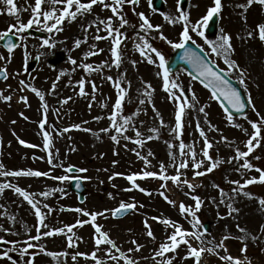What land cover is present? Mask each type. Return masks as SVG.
Here are the masks:
<instances>
[{"label": "rangeland", "instance_id": "374dc122", "mask_svg": "<svg viewBox=\"0 0 264 264\" xmlns=\"http://www.w3.org/2000/svg\"><path fill=\"white\" fill-rule=\"evenodd\" d=\"M13 2L17 12L9 15L8 6L0 0V31H6L10 25L18 26L16 16H19V22L23 23H27L29 19L34 21L39 19V23L34 22L31 29L44 31V34L43 38L32 37L28 35V29L20 34L22 38L19 37L20 44L16 52L7 54L0 48V56L11 57L10 60H0V68H6L9 77L0 82V90L4 95L12 96L11 101L0 99V163L4 165V170L31 169L49 175L40 177L0 175V183H11L30 194L36 193L37 201L50 206V211L48 208H41L45 213V223L48 225V228L41 227L42 232L65 228L66 225L75 227L72 233H68L65 228L64 233L43 236L40 241L29 240V236L37 235L38 218L34 214V209L13 189H4L0 193V226H2L0 237L4 238V242H0L2 247L0 254L11 249L13 243L19 250L27 246L26 241L37 246L29 248L23 258L20 257L19 251H9L12 260L0 258V264H13V260L16 264H26V261L32 258L30 254L33 253L35 254L34 264H95L90 256L86 258L83 255H77L75 261L72 259V256L77 253L90 254L93 251H96L97 257L102 259L103 264H124L122 259L117 262L106 255L105 249L109 248V245H101L97 250L95 227L91 217L82 215L74 211L75 209H84L89 213H104L97 216L95 224L101 226V229L108 233L126 255L134 258L137 264H159L160 257L153 259L154 250L161 243L166 242V233L170 234L174 231L172 225H166L161 221L171 220L173 224L182 226L184 230L197 231L196 228L191 227L190 216L179 210L180 202L194 209L195 201L191 199V196L195 195H198L202 201L197 216L202 225L209 223L211 229L208 234L204 233L203 227L199 229V232L203 233L201 236L203 244L200 240L187 237L197 249L200 247L211 249L201 254L200 264H231L230 261L220 259L224 255H231L239 259L242 264H264V205L259 203V200L264 198V183L259 182L260 173L255 170L256 168L264 169V139H261L260 145L247 157L255 166L252 170L237 171V168L244 163L243 158L228 162L235 156L237 147L247 151L245 143L249 134L254 132L248 120L257 121L259 119L257 111L264 116V42L259 40L258 35L255 39L246 36V33L255 29L259 23H264V5L253 3L245 10L238 5L245 4L246 0H222L220 12V29L231 34L235 49L231 58L236 60L247 73V94L250 93L254 105V108L251 106L247 119L242 117L233 119L232 123H229L225 112L211 98L210 93L181 70L171 77L185 89L183 95L196 106L186 109L182 135L176 138V135L170 131L175 127L176 107L168 93L163 90L162 70L157 65L148 63L147 58L140 55L134 47V40L142 23L137 14L143 12L153 25L160 26L159 30H151L150 42L168 60L174 48L159 37L160 33H163L174 42L178 41L183 27L182 22L177 21L172 24L165 19V16L175 18L179 15L177 0H164L165 7L160 13L154 11L152 5L149 6L148 0H139L137 5H124L122 14L129 23L121 29V32L126 33L128 39L121 44L122 62L119 68L112 63L114 58L110 53L111 38L95 40L96 25L88 27L96 21L97 17L106 20L113 16L110 9H105L97 3L90 12L78 14L75 19L66 17L58 25L61 29L59 32L54 30L48 33L44 24L55 23V19L66 8L63 0L60 2H43L42 0L38 16L34 13L35 0H13ZM81 2H88V0H81ZM105 2L111 3V0H105ZM212 4L213 0H186V6L181 5V8L189 15L190 21L195 22L206 14ZM45 10H55L54 16L47 21L43 16ZM70 11H75V4ZM119 23V19L114 17L113 27L118 28ZM99 35L106 36V30L101 31ZM191 35L216 65L226 68L223 59L211 53L204 38L195 33ZM84 37H87L86 42ZM45 38L50 39L54 47H42L41 43ZM77 38H81L79 46L75 45ZM93 44L97 46L94 51L99 49L103 51L85 59V54L90 51V46ZM59 55L64 56L65 60L52 68L50 63L58 59ZM152 55L155 58L154 53ZM37 56L40 57L39 60L36 59ZM73 59L77 62L75 65L71 63ZM35 60L37 65L33 69L31 65ZM105 61L111 66H105L99 71L95 70ZM132 61L137 63L134 65ZM81 63L92 64L93 70L85 71L80 67ZM25 67H28L27 72L24 71ZM158 72L161 75L158 76ZM121 74H123L121 85L128 88L122 105L123 114L131 115L140 108L141 111L134 117L136 127L145 135L153 136L156 134L148 133L146 130L150 127L160 129L159 138L147 141L142 148L123 138H120L118 144L115 143L110 138L115 134L114 130L100 131L110 126L111 121L108 117L113 112L117 99V90L113 81L120 78ZM108 76H112L113 80H108ZM230 77L237 80L235 74ZM22 79L45 95V101L49 107L46 129L51 133V144L48 149L44 148L43 135L38 125V122L43 119L42 102L30 88L20 84ZM81 80H84L85 95H80L78 82ZM128 81L131 82L130 87H128ZM93 82L95 90H93ZM144 82L150 83L154 91L151 94V103L146 100L145 104L141 105L139 101L144 98L141 95V91L146 86ZM53 84L56 85L54 90ZM193 93L199 101L198 104L190 99ZM22 96L27 97V103L21 101ZM66 98L71 99L67 103H59ZM152 104L155 105L156 111L153 110ZM199 107H205L208 114L207 120L219 131L209 130L204 113L197 110ZM96 117L102 118L98 120ZM161 117L165 125L163 127L160 126ZM197 121L200 122L201 127L205 128L208 139L213 143V148L209 150L210 155L214 160L220 161L213 171L201 176H194L193 173L203 171L211 161L202 157L203 140L196 128ZM234 124H239L241 127H235ZM73 125H80V128H74ZM56 128H59L61 132H56ZM64 128L70 130L63 132ZM244 129H247V133ZM125 135L134 137L135 132L129 128ZM222 136L227 137V141L221 140ZM261 136L264 137V129ZM20 139L36 147L22 145L19 143ZM181 140L186 146L192 145L195 148L197 160L205 159V164L200 169H194L189 163V167L180 170L181 180L187 179L195 185L194 191L187 185L177 186L172 181H168L166 195L175 202L170 204L159 194L162 190L161 185L164 183L159 178L138 176L136 184L145 189V192L134 187L127 179L128 175L142 174L143 171L159 173L161 162L165 165L167 174H176V168L172 166L169 154L170 152L176 154L177 163L181 161L178 147ZM170 144L173 145L172 148L169 147ZM133 149L140 151L150 163L146 166L144 160L138 158ZM49 152L52 153L51 164L48 162ZM149 152L153 155L149 156ZM188 159L190 160V157ZM71 166L87 170L80 175L87 188V199L83 205L77 202L76 196L69 190L72 176L67 174L66 169ZM62 175H68L70 179L67 181L54 179ZM252 177H256L257 181L246 185L243 189L244 192L252 194L251 198L244 194L232 193V189L237 187L231 183L232 181H240L243 184L245 180ZM216 185L229 195H235V200L231 203L235 209L239 210L238 212L233 211L229 215L228 202L220 203L221 195ZM60 188H63V193L58 190ZM43 192H48L49 195L47 197L39 195ZM121 202L135 203L137 208L131 216L122 220H113L111 211L104 210L115 209ZM67 207L72 210L70 213L63 212ZM10 217H14V220ZM154 217H159L160 220ZM78 220L84 221L82 226L77 225ZM145 222L150 225L155 239L147 236L149 229ZM26 227L29 231H26ZM239 229L246 231L241 232ZM245 234L248 235L247 240L242 241L238 238ZM68 236L73 238V247L68 246ZM224 237L228 238L223 239ZM132 240H136L142 246L139 251H128L135 248V245L131 243ZM209 241L211 243H208ZM221 242L224 247H217ZM245 244L246 251H242ZM47 252L66 253V255L54 258ZM114 254L119 257V253ZM186 255L187 247L184 245L178 247L175 252L166 253V256L175 257L173 264H195V258L185 259Z\"/></svg>", "mask_w": 264, "mask_h": 264}, {"label": "snow or ice", "instance_id": "6c2138e0", "mask_svg": "<svg viewBox=\"0 0 264 264\" xmlns=\"http://www.w3.org/2000/svg\"><path fill=\"white\" fill-rule=\"evenodd\" d=\"M43 2H60V0H43ZM64 3H66V8L63 9L62 14H60L56 19L55 23H52L49 25L48 23L44 24V28L47 30L48 33H52L54 30L56 32H59L61 29L58 27V25L61 24L62 21L65 20L66 17H69L71 19H75L78 14L83 15L84 13L90 12L94 5L99 3L102 5L105 9H110L113 13V16L108 17L105 19H100L97 17L96 21H93L91 24L88 25L89 28H91L93 25H96V35L94 36L95 40H101V39H109L111 38V48L110 53L111 56L114 58L112 63L119 68L121 62H122V50H121V44L124 40L128 39L127 34L124 32H121V29L125 27V25H128V20L124 17L122 14V9L125 4H133L137 5L139 4V0H111V3H106L105 0H88V2H81V0H63ZM149 6L152 5L153 0H148ZM183 0H177V11L179 15L175 18L170 16H165V19L169 21V23L175 24L177 21L182 22L183 27L182 31L179 34L178 41L174 42L173 40L169 39L168 37L164 36L163 33H160V39L166 40L167 43L174 49H182L183 55L181 56V59L184 60L187 64L191 65L192 68L195 70V74L192 75L193 80H199V82L204 86V88L208 89L211 94V98L214 100H223L227 102V107L224 108V112L226 114V119L229 123H232L233 121V115L232 112L229 109H234L235 112L244 114L245 109L248 106H252L254 108L252 97L250 93L247 94V102L241 95V91L237 89V87H234L230 80L227 78L228 76L235 74L237 77V83L241 85L245 92H247V73L244 68H242L239 63L232 59L231 56L234 53L235 49L232 44V37L231 34L225 33L223 30H221V34L218 36V38L215 41L209 40L206 35L204 29H207L209 27V24L211 21H213L214 17L218 16L219 13L222 10V0H213L212 6H210L207 9V12L204 16H202L199 20L195 22H191L189 15L183 11L181 8ZM3 3L6 4L7 7V13L9 15H14L17 12L16 5L14 4L13 0H3ZM253 3H259L261 5H264V0H246L245 4L238 5V7L244 8L245 10L250 7ZM41 4L42 0H35V7H34V13L38 16L40 14L41 10ZM75 4V11H70L73 8V5ZM55 14V10L47 11L45 10L43 12L44 20L47 21L50 18H52ZM139 16L140 23L139 25V31L136 33V37L134 40V47L139 51L140 55L142 57L147 58V62L150 64L157 65L159 69L162 70V82H163V90L168 93L169 98L174 102L176 111H175V127L170 129L172 133L176 135V138H179L182 135L183 128H184V121L183 117L186 114L187 108H195V104L190 103L189 98L184 96L183 93L185 92V89L175 80L171 77L169 70H168V62L166 60V57L164 54L161 53L156 47L153 46V44L150 42V32L153 29L159 30V25H153L149 18L145 15V13L140 12L137 14ZM119 19V27L114 28L113 27V18ZM16 19L18 21L17 25H10L6 31H0V41H5L3 44V47L7 49L9 54L13 52V50L19 45L17 43H14L12 37L18 36L20 37V34L25 33L28 29H31L33 27L34 22L39 23V19H36L35 21L33 19H29L27 23L19 22V16H16ZM245 21L247 20V17H244ZM99 25H103L104 27L101 28ZM135 27V26H133ZM15 29V31L13 30ZM107 32L106 36H101L99 33L101 31ZM143 33V34H142ZM191 33H195L197 36L204 38L205 44H207L211 50V53L215 55V57L222 58L224 65H226V68H220L218 65L212 64L209 60L205 59L199 52L194 51L192 48L187 47L189 41H191L193 44L196 43V41L193 39V36ZM258 38L260 41L264 42V23H259L255 29H252L246 33L247 38L255 39ZM22 38V37H20ZM243 39V37H241ZM84 40L86 42L87 37H84ZM81 44V38H77L75 40V45L79 46ZM41 46H47V47H54V43L50 41V39L45 38ZM199 47V45H197ZM97 48L95 44L90 46V51L85 54V59H87L88 56L96 55L99 52H102L103 49H99L98 51H94ZM155 55V58H153V54ZM42 55V54H41ZM9 57H3L0 56V60H10ZM39 56L36 57L37 60H39ZM71 63L74 65L77 63L74 59L71 60ZM132 63L135 65L137 61H132ZM111 65L108 64L107 61L103 62L102 65L98 66L95 70L99 71L103 67ZM80 67L83 68L85 71H92L93 65L92 64H80ZM25 72L28 71V67H25ZM227 73V75H226ZM157 75H161L160 72L157 73ZM8 72L6 68H0V79L7 80ZM108 80H113L112 76L107 77ZM123 79V74H121L120 78L113 81V85L117 90V99L114 104V110L108 117L111 121L110 126L108 128L101 129V132H109L114 130L115 134L111 135V139L115 143H119L120 138L127 139L130 142L136 144L140 148L144 146V144L147 141L152 140L153 138H159V128L157 127H150L146 131L148 133L156 134L153 135H145L140 131L138 127H136L134 123V117L141 111L140 108L136 110L131 115H124L122 112V105L125 101V97L127 95L128 88L123 87L121 85V80ZM79 83V89H80V95H85L84 91V80H81ZM20 84L26 88H30L32 92H34L42 102V109H43V119L38 122L39 129L41 130V133L43 135L44 140V148L48 149L50 148L51 144V133L46 129V122H47V113L49 111V107L47 102L45 101V95L41 91L37 90L35 87H33L30 84H27L25 80H21ZM128 87H130L131 82H127ZM146 85L145 88L141 91V95L144 97L140 99L139 103L141 105L145 104L146 100L148 103H151V94L154 89L152 88V85L148 82H144ZM55 84H53V90L55 89ZM93 90H95V83L93 82ZM151 90V91H149ZM176 90V91H174ZM140 91V90H138ZM95 97L93 96V99ZM0 99L4 101H11L12 96L11 95H4L3 91L0 90ZM21 101L27 103V97L22 96L20 97ZM71 98H66L62 101H59V103H67L68 100ZM191 100H195L198 104L199 101L197 100L195 93L192 94ZM153 110L156 111L155 105L152 104ZM206 107V106H205ZM205 107H199L197 110L200 113H204L205 115V123L208 125L209 130H215L219 131V129L212 125L210 121L207 120V113L205 111ZM58 111V109H57ZM257 117L259 118L257 121L248 120V123L251 125V128L254 130L253 133L249 134V138L247 139L245 143V147L247 148V151L241 150L239 147L235 149V156L230 158L228 162H232V160H240L244 159V163L240 165L237 168V171H240L241 169L245 170H252L255 166L247 159V157L254 151L256 147L260 145L261 139H264V137L261 136L262 129H264V116H261L260 113L257 111ZM23 115V113H21ZM102 117H96V119H101ZM119 118V119H118ZM247 119V116L244 117ZM25 119H28L25 117ZM15 123V121H13ZM141 124L143 122H140ZM160 126L163 127L164 121L163 118H160ZM235 127H241L239 124H234ZM72 127L79 129L80 125H73ZM129 128H132V130L135 132L134 137H130L125 135V133L129 130ZM196 128L199 131V135L203 140V148L201 149L202 157L206 158L208 161H211V163L203 169V171H195L193 173L194 176H201L204 175L207 172L213 171L220 161L214 160L213 157L210 155L209 150L213 148V143L208 139V136L206 135V131L204 127H201V124L199 121H197ZM55 130V129H54ZM69 128H64L63 132H68ZM86 131H91L90 129H85ZM244 131L247 133V129H244ZM62 134V133H61ZM221 140L227 141V137H221ZM19 143L22 145H25L26 142L23 139L19 140ZM28 147H36V145L26 144ZM170 148L173 147V145H169ZM179 155L181 157V161L177 163L176 154L170 152V159L172 161V166L176 168V174L169 175L167 174V170L163 162L160 163V171L159 173L155 171H143L142 174H131L127 176V179L133 184L134 187L139 188L140 191L145 192L146 190L140 187L136 184L137 177L140 176V178H146V177H155L159 178L164 183L161 185V191L160 195L163 196V198L170 204H175L174 201L171 200L169 196L166 195L167 191V182L172 181L177 186L181 185H187V187L190 190L195 189V185H193L190 181L187 179L181 180V169H185L189 167V163H191V166L194 169H200L205 164V159H199L197 160V152L195 151V148L192 145H185V143L181 140L179 145ZM187 147V151H185ZM133 151L136 152V155L138 158L143 159L145 162V165L147 166L150 161L147 159V157L143 156L140 151H137L136 149H133ZM153 155V153L149 152V156ZM190 157V160L188 159ZM258 159V157H257ZM49 164L52 163V153L49 152V158H48ZM256 171L260 173L258 180L261 183H264V169L256 168ZM67 172L71 173L73 172L72 167H68L66 169ZM80 172L87 171L86 169H79ZM0 175L2 176H12V177H21V176H47L48 173L41 172L39 170H4V165L0 163ZM111 178V177H110ZM54 179H58L60 181H67L70 179L68 175H62L60 177H54ZM257 181L256 177H252L250 179H247L244 181L243 184H241L240 181H232L231 183L237 185V187L232 189V193H235L236 195L244 194L251 198L252 194L244 192L243 189L246 185H251L254 182ZM77 187H79V178H76ZM216 187L219 189L221 200L220 203H227V207L229 209V215L233 211H239L238 209H235L233 207V204L231 201L235 200V195H229L224 191V189L219 188V185H216ZM11 188L16 193H18L21 197H23L24 200H26L29 205L34 209V214L38 218V224L36 225V231L37 235L35 237L29 236V240H35L40 241L43 236H52L56 233H64L65 228L67 229L68 233H72L74 225H66L65 228H57V229H50L48 231H41V227L48 228V225L45 223V213L42 212L41 208H48L49 211L50 206L47 204H41V202L37 201L35 199L36 193L30 194L28 191L24 190L23 188L19 186H15L11 183H0V193L3 192L4 189ZM63 193V188L58 189ZM151 194V193H148ZM39 195H42L44 197H47L49 195L48 192L39 193ZM191 199L195 201L194 209L192 206H186L183 202H180L179 204V210L181 213L187 214V216H190L191 220V227L196 228L197 231H190V230H184L182 226L178 224H173L171 220H163L162 223L166 225H172L174 228V231L170 234L166 233V242L161 243L157 249L154 250V256L160 257L161 260L159 261V264H173V260L175 257H169L166 256V253L169 252H175L178 247L181 245H184L187 247V255L184 257L185 259L189 257L195 258V264H200L201 260V254L204 251H211V249H206L205 247H200L197 249V247L193 246L187 237H192L194 239L200 240L201 244L204 243V241L201 239V236L203 233L199 232V229L203 227L202 223L200 222L197 212L200 210L202 206L201 198L198 195L191 196ZM259 203L261 205H264V198H261L259 200ZM137 208V205L135 203H124L121 202L118 207L112 210L105 209V212L111 211V215L113 217H120L121 215L127 213L131 209ZM77 212H80L82 215L90 216L91 221L94 224L95 227V246L97 250H99V247L101 245H109V248L105 249L106 255L114 260L119 261L122 259L124 261V264H137V261L126 255L124 251L121 250V248L116 244L114 240H112L108 233L103 231L101 229V226L96 225L95 222L97 220L98 215H103L104 213H89L84 209H75ZM10 219L14 220V217H10ZM154 219L160 220L159 217H154ZM77 225H81L84 223V221H77ZM146 227L149 229L147 231V236L155 239L154 233L150 230V225L145 222ZM2 227V226H0ZM239 228V225L237 226ZM241 232H245L244 229H239ZM4 231H8L7 229H4ZM26 231H29L26 227ZM228 237H224L223 239H227ZM240 240L244 241L248 239V235L245 234L244 236L238 237ZM68 246L73 247V238L72 236H68ZM252 239H256V237H252ZM0 242H4V238L0 237ZM13 243V242H10ZM27 244L26 247L23 248V250H19L15 248V243H13V247L9 249L8 251H4L2 254H0V258H7L9 260H12V257L9 256V251H19V255L21 258L25 256V254L28 253L29 248L36 247L37 245H33L29 242H25ZM131 243L135 245L134 249H129V252L132 251H139L142 247L136 240H132ZM208 243H211L209 241ZM217 247L223 248V242H221ZM247 245L245 244L242 251H246ZM226 251V249H225ZM114 253H119V257H117ZM48 255L56 258L59 256L66 255V253H56V252H47ZM32 258H30L28 261H26V264H34V253L30 254ZM77 255H83L86 258L90 256L94 261L95 264H103L102 259L97 257L96 251H93L90 254L87 253H77L72 256V259L75 261L77 259ZM220 259L230 261L231 264H242V262L237 259L233 258L231 255H224L221 256ZM13 264H16V262L13 260Z\"/></svg>", "mask_w": 264, "mask_h": 264}, {"label": "water", "instance_id": "95a60500", "mask_svg": "<svg viewBox=\"0 0 264 264\" xmlns=\"http://www.w3.org/2000/svg\"><path fill=\"white\" fill-rule=\"evenodd\" d=\"M154 6L157 10H162L163 8V2L161 0H154ZM212 25H210V27L208 28V34L209 35H214L217 31V23H216V19L214 18L213 21L211 22ZM14 41V40H13ZM14 43H16L14 41ZM187 47L189 48H192L194 51H197L199 52L205 59L206 57L200 52V50H198L196 47H194L193 45L191 44H188ZM183 55V50L180 49L179 51L176 52V54L173 56V58L171 59V61L168 63V69H169V72H176L178 69H180L181 67H185L186 70L191 74V75H194L195 74V70L192 68L191 65L187 64L184 60L181 59V56ZM208 60V59H207ZM56 64V63H55ZM232 83V85L234 87H237L238 90H240L238 88V86L233 83L232 81H230ZM242 97L245 99V101L247 102L246 100V97L243 93H241ZM219 102L224 106V107H227V102L226 101H223V100H219ZM231 112H232V115L233 116H242L244 114H246L248 112V107H246L245 109V113L244 114H241V113H237L235 112L234 109H229ZM75 170H73L74 172ZM73 188L76 190L77 193H79L80 195V198H81V202L84 201L85 199V195L83 193L84 191V188L83 186L81 185V182L79 181V187H77V182L74 181L73 182ZM126 214V213H125ZM125 214L121 215V216H124Z\"/></svg>", "mask_w": 264, "mask_h": 264}]
</instances>
